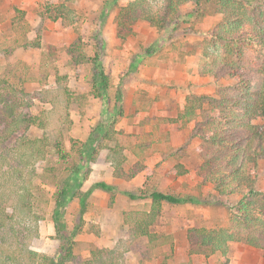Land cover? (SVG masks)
Masks as SVG:
<instances>
[{"label": "trees", "instance_id": "16d2710c", "mask_svg": "<svg viewBox=\"0 0 264 264\" xmlns=\"http://www.w3.org/2000/svg\"><path fill=\"white\" fill-rule=\"evenodd\" d=\"M185 5L191 6L186 13L182 9ZM114 9H117L115 37L121 42L133 34V28L139 22L169 35L177 32L183 23L203 14L220 17L208 30L183 29L201 38L194 44L204 58L197 73L199 77L211 80L215 90L188 94L176 117L164 121L177 128L193 124L181 148L198 141L200 184L212 187L224 200L227 213L228 225L225 227H190L186 230L190 254L206 258L225 256L231 244H242L264 256V193L256 188L257 174L264 163V0H130L123 6L118 5V0L104 2L105 15ZM23 16L22 11L15 9L12 25L19 26ZM41 17L57 22L63 28L75 25L68 0L45 4ZM39 45V39L32 43L34 49ZM152 46L154 48L147 49V54L154 53L156 45ZM9 53L6 50V54ZM64 54L74 66L91 67L94 97L102 100L108 111L111 103L108 92L113 87V80L103 68L100 52L87 56L77 37L64 48ZM67 83V76L58 75L53 88L28 92L24 87L16 88L6 79H0V264H126L128 253L135 255L140 264L150 262L153 252L170 243L171 239L169 235L152 232L163 205L197 204L195 198L150 190L144 184L139 194L125 193L130 200H150L146 210L121 213L125 239L118 241L113 249L96 246L88 251L87 258L76 251L81 247L77 238L86 227L83 220L86 196L95 190L103 191L109 197L108 206H112L117 193L116 187L103 181L95 182L87 192L79 193L74 184L80 185L85 180L86 162H94L100 152L105 151L104 159L113 178L129 182L146 170L149 174L146 181L150 179L149 170L142 163L135 162L127 167L124 148L115 142L114 125L117 118L124 115V93L120 85L114 94L112 117L97 128L96 140L88 138V142L81 144L79 162L69 168L74 177L55 194L53 220L58 242L55 254L51 256L32 249L33 241L39 237V223L43 220L33 207L35 167L51 152L63 162H69L71 158L64 148L63 134L72 124L69 115L74 95ZM36 102L49 108L44 115L29 113ZM32 128L40 134L30 135ZM175 170L176 176L186 173L180 164ZM73 198H78L79 210L72 227H68L61 209ZM86 228L99 235L96 224ZM172 248L170 243L169 249Z\"/></svg>", "mask_w": 264, "mask_h": 264}, {"label": "rangeland", "instance_id": "374dc122", "mask_svg": "<svg viewBox=\"0 0 264 264\" xmlns=\"http://www.w3.org/2000/svg\"><path fill=\"white\" fill-rule=\"evenodd\" d=\"M63 1L0 0V79L32 92L53 88L56 76L65 75L74 95L69 115L72 124L63 131L64 148L71 156L69 162L60 161L51 152L45 161L35 167L33 207L43 220L39 223V237L33 241L32 249L51 256L55 254L58 248L53 220L55 194L72 180L69 168L79 162L81 144L86 143L88 138L96 140L99 135L97 128L112 117L113 98L120 85L124 93V115L117 118L114 125L115 142L124 148L127 167L135 162L142 163L149 170L150 179L146 181V175H149L146 170L129 182L113 178L104 159L105 151H101L94 162H86L85 180L80 185L74 184L79 193L87 192L93 183L99 181L116 187L117 193L112 206H108L109 197L103 191L95 190L86 196L83 220L86 227L96 224L99 235L88 232L85 227L77 238L81 247L76 251L87 258L90 249L96 246L113 249L118 241L125 239L126 229L121 223V213L146 210L150 203L149 199L130 200L125 193L139 194L145 184L150 190L170 192L180 197L190 196L198 203L163 205L152 232L169 235L173 248L169 249L170 243L159 246L153 252L152 261L143 264H264L260 251L242 244H231L225 256L206 258L190 254L186 230L190 227H225L228 225L227 213L224 200L212 187L200 184L197 176L200 163L198 141L181 148L193 124L177 128L164 121L176 117L188 94L215 90L211 80L201 78L197 73V67L204 58L194 44L201 38L183 29L208 30L220 17L203 14L183 23L177 32L169 35L139 22L134 26L133 34L121 42L115 37L117 9L105 15L103 6L106 0H68L75 17L73 28H63L57 22L42 19L41 11L45 4ZM129 1L118 0V5L123 6ZM190 7L185 5L183 12L186 13ZM15 9L24 13L21 24L16 27L11 23ZM77 37L81 39L87 56L100 52L103 68L113 80V87L108 92L111 101L108 111L103 107L102 100L94 97L91 67L74 66L64 54V48ZM36 39L40 42L38 49L32 46ZM152 45H156L154 53L147 54ZM6 50L10 53L6 54ZM48 109L36 102L29 113L41 116ZM29 134L38 136L40 131L32 128ZM179 164L186 171L183 176H176L175 166ZM256 188L264 193V163L257 174ZM78 210V198L62 206L63 221L68 227H72ZM126 264L140 262L135 255L128 253Z\"/></svg>", "mask_w": 264, "mask_h": 264}]
</instances>
